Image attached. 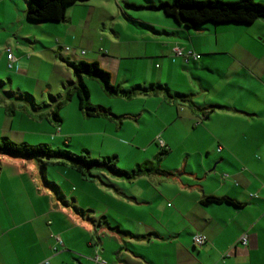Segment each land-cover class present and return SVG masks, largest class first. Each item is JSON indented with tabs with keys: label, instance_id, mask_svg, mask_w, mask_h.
Returning <instances> with one entry per match:
<instances>
[{
	"label": "crops",
	"instance_id": "0c3cea01",
	"mask_svg": "<svg viewBox=\"0 0 264 264\" xmlns=\"http://www.w3.org/2000/svg\"><path fill=\"white\" fill-rule=\"evenodd\" d=\"M165 1L88 0L62 22L33 23L28 0H0V73L9 75L0 79V140L58 149L76 140L93 158L117 156L116 166L113 147L147 157L123 170L147 169L135 178L105 171L90 180L53 159L0 155V264H264V19L189 29L158 8ZM139 8L151 13L137 17ZM176 48L201 58H177ZM45 61L60 73L45 77ZM81 61L140 93L128 100L102 88L95 102L83 77L91 104L109 116H86L72 89L44 104V81L64 87V65ZM175 151L177 166L162 165ZM49 166L64 177L51 180Z\"/></svg>",
	"mask_w": 264,
	"mask_h": 264
},
{
	"label": "trees",
	"instance_id": "16d2710c",
	"mask_svg": "<svg viewBox=\"0 0 264 264\" xmlns=\"http://www.w3.org/2000/svg\"><path fill=\"white\" fill-rule=\"evenodd\" d=\"M88 0H28L26 18L29 22H62L66 18L67 8L78 2ZM164 14L172 17L176 22L186 28H198L205 23H239L252 24L264 19V4L256 0H236L225 2L222 0H173L172 3L163 2L159 5ZM74 73L80 79L79 86L72 89L78 96L80 109L86 116H109L110 112L105 108H97L90 102V91L83 77L97 80L106 95L131 100L140 91H126L113 85L110 74L101 69L96 62L81 61L72 65ZM71 93V92H70ZM185 100V99H184ZM58 104L53 111V117L59 121ZM0 155H8L16 158H29L42 161V159L56 160L57 164L67 165L78 172L85 179L92 180L96 172H112L124 175L127 178H135L143 171L139 167L132 174L116 167L117 156L103 160L93 158L87 150L81 155H76L68 150L53 149L47 144L31 145L28 143H15L8 138L0 140ZM115 160V161H114ZM114 161V162H113ZM42 168H45V162ZM205 203L239 204L229 197H207Z\"/></svg>",
	"mask_w": 264,
	"mask_h": 264
},
{
	"label": "rangeland",
	"instance_id": "374dc122",
	"mask_svg": "<svg viewBox=\"0 0 264 264\" xmlns=\"http://www.w3.org/2000/svg\"><path fill=\"white\" fill-rule=\"evenodd\" d=\"M172 1L173 0H169V1H165V2H169V3H172ZM199 1H203V0H199ZM222 1H225V2H229L230 0H222ZM264 4V3H263ZM122 6H124V3L123 4H121ZM159 5L160 4H158L157 6H158V8H159ZM147 6H150V5H147ZM137 17H140V15H142V14H149V13H151V12H143V11H140V8L139 9H137V10H134V12H133ZM141 13V14H140ZM126 19V17H124V16H122L121 18H120V21L122 22V23H125V21H127V20H125ZM58 54H61V52H58ZM59 56V55H58ZM60 57V56H59ZM65 67H64V70L63 71H65V75L63 74V76H65V78H66V83H65V86L63 87V86H61V85H58L57 84V81L55 82V79H49L50 80V85H48L49 84V81H48V83L46 84V81H44L45 83H43V85L44 86H47V90H46V94H47V96H48V98L46 99V103L44 102V104H47V105H49L50 104V100H51V98H49V94L52 92V96L53 97H55V98H59V96H61V94H64L65 92L66 93H69L71 90H70V88H72L73 87V84H72V82H75V86H79V84H80V79H79V77L78 76H75L74 75V70L71 68V67H68L67 65H64ZM40 68H41V70L42 71H44V72H46V76L45 77H49L50 75H51V73H57V72H59L60 73V71H61V68H60V66H59V64H54V63H50V61H45L44 63H43V65L41 64L40 65ZM67 68V69H66ZM5 70L8 72H12V70H10V68L9 67H7V68H5ZM71 73V74H70ZM62 74V73H61ZM70 76L72 77V78H70ZM85 78H87L86 76H84ZM0 79L1 80H6V82L8 83L9 82V75L7 74V73H0ZM88 83H90V88H92V92H93V94H92V96H93V100L95 101V102H98L99 101V99L101 98V96H103V97H105L106 95H105V93L103 92V90H102V86H101V84L97 81V80H93V79H88V80H86ZM4 88H5V90L6 91H10V85L8 84V85H6V86H4ZM42 91V87H40V85H39V88L37 89V95L40 97V92ZM60 92V93H59ZM74 96H75V99H77V96H76V94H74ZM78 100V99H77ZM47 105H45V107L47 106ZM62 113V112H61ZM63 114V113H62ZM64 117H65V120H67V116L66 115H64ZM13 118V117H12ZM6 119L7 118H5L4 116H2L1 114H0V122H1V120L3 121V122H7L6 121ZM2 122V123H3ZM5 124V123H4ZM10 124V123H9ZM7 125H8V122H7ZM16 125H17V122H16V124H15V127H16ZM77 144H78V142L76 141V140H73L72 141V143H71V146H69V147H67V146H65V145H63L61 148L63 149V150H68V151H70V152H72V153H74V154H76V155H81L82 154V152L79 150V149H77ZM114 148V150H117V152H119V154H120V156H121V162H117V168L118 169H120V170H130V171H133V169H131L132 167H130L131 165L130 164H132V163H135L136 162V160L137 159H141V160H144V159H146L147 157H146V154L145 153H142L141 151L143 150V149H137V148H130V147H113ZM53 149H58L57 147H53ZM74 150V151H73ZM107 150V152H109L108 150V148L106 149ZM113 150V149H112ZM155 150H156V152H158V148H157V146H155ZM100 152V149L98 148V149H94V154L98 157V154H100L99 153ZM180 153H181V151L180 152H173V154H170L169 156H168V158H166V160H164V162H162L161 164L162 165H165V164H167V165H170V166H173V167H175V166H177V164H178V160L181 158L180 157ZM98 159V158H97ZM115 161V160H114ZM113 161V162H114ZM159 160H157L156 159V163H159L158 162ZM137 168V167H136ZM48 169H49V177H50V179L52 180L53 179V177L55 178V180L58 182V181H60L61 179L60 178H63L64 177V175H62L63 174V170H64V168L62 169V168H59V167H55V166H49L48 167ZM134 170H136V169H134ZM65 171L67 172L68 171V169L67 168H65ZM73 173H75L76 175H78L75 171L73 172ZM79 176V175H78ZM80 177V176H79Z\"/></svg>",
	"mask_w": 264,
	"mask_h": 264
},
{
	"label": "built area",
	"instance_id": "2783aa9c",
	"mask_svg": "<svg viewBox=\"0 0 264 264\" xmlns=\"http://www.w3.org/2000/svg\"><path fill=\"white\" fill-rule=\"evenodd\" d=\"M6 52H7V57H8V67L12 68L17 59H16L15 55L13 54L11 48H7ZM174 54H175L174 55L175 57L183 58L186 61H189V60L198 61L201 58V55L194 52V51H191V50L184 51L180 48H176ZM206 242H207V238L204 235L198 234L194 237V243L196 245L201 246V245H204ZM241 242H242L243 246H247L248 238L246 235L241 237ZM95 260L97 262H101L102 264H106V262L101 260L100 257H98V256L95 258ZM41 264H49V262L46 261V262L41 263Z\"/></svg>",
	"mask_w": 264,
	"mask_h": 264
}]
</instances>
